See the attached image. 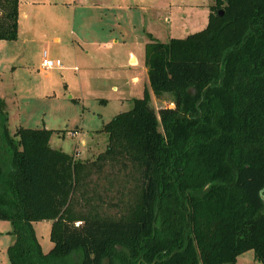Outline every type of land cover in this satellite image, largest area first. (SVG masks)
I'll use <instances>...</instances> for the list:
<instances>
[{"label": "trees", "instance_id": "trees-1", "mask_svg": "<svg viewBox=\"0 0 264 264\" xmlns=\"http://www.w3.org/2000/svg\"><path fill=\"white\" fill-rule=\"evenodd\" d=\"M209 1L203 30L144 47L149 88L174 107L156 113L144 89L92 160L53 149L47 129L11 134L0 98L10 264H236L247 250L264 264V0ZM17 21L18 0H0V41Z\"/></svg>", "mask_w": 264, "mask_h": 264}, {"label": "rangeland", "instance_id": "rangeland-1", "mask_svg": "<svg viewBox=\"0 0 264 264\" xmlns=\"http://www.w3.org/2000/svg\"><path fill=\"white\" fill-rule=\"evenodd\" d=\"M86 1L90 4L95 0ZM128 1L131 2L128 4L129 11L115 13L121 31L125 33L126 44L123 47H108L110 41L103 38L97 46L88 47V56L79 50V57L75 59L70 54L65 56L63 51H58L60 45L52 42L53 37L71 41L70 31L76 38L81 36L91 39L97 35L107 37L109 26L113 23L112 15L109 14L107 19L105 17L101 24L98 23L100 17H96L97 14L84 8L77 9L75 14L73 8H58L54 15L40 5L29 15L27 13V19L21 20V25L33 26L26 34L31 33L28 37L34 35L36 41H25L21 37L15 43L10 62L5 54L0 55V96L6 97L5 101L9 103L8 116L11 117L7 127L11 134L19 127L51 129L52 140L56 141V145L52 146H60L56 150L69 155L73 154L74 149L79 154L83 152L81 141L88 139L94 150L85 160L94 159L107 144V135L101 132L103 125L117 114L131 110L132 101L142 97L144 83H148L146 74L138 72L144 66L145 32H151L161 43H166L171 36L184 38L206 26L207 6L210 4L209 0ZM142 7L146 8L145 12ZM58 14L64 19L61 27L53 24ZM140 19L143 20L141 24ZM113 31L117 33L120 28ZM43 51L49 59L59 60L62 68L59 69L60 65L51 70H42L40 62ZM130 53L140 63L136 69L127 66ZM145 85L150 93V105L156 113L161 108L174 107L171 95L156 97L149 85ZM76 129L78 137L73 135ZM61 133H64V137L57 138ZM6 159L5 170L8 171L9 159ZM45 226L50 227L48 220L34 222L37 239L46 250L52 242ZM8 230H11L9 221L0 220V264H10L6 253L11 243ZM79 261L80 256L73 255L64 264H79ZM236 264L260 263L254 258L253 251L247 250L238 256Z\"/></svg>", "mask_w": 264, "mask_h": 264}, {"label": "crops", "instance_id": "crops-1", "mask_svg": "<svg viewBox=\"0 0 264 264\" xmlns=\"http://www.w3.org/2000/svg\"><path fill=\"white\" fill-rule=\"evenodd\" d=\"M39 3H41V4H39ZM129 3H131V2H129L128 0H95L93 3H90V4H88V2L86 0H47V1L44 0V2L42 0L37 1V2L35 0H18V21H17L18 33H17V39L15 41H0V55H1V53L5 54V58L7 59V61L10 62V61H12L11 59L14 55L15 43L18 42L21 37H23L25 41L35 39L34 35H33V37H28L31 33L26 34L28 31H30L33 28V26H31L30 24L26 25V26H22L21 20L25 21V19H27L26 18L27 13L29 15L30 13H32L33 9L39 7L40 5H41V8H43L45 11L50 12L52 14H54L55 11L58 10V8H65L67 10H70L71 8H73L74 14H75L77 9L84 8V10H90L93 14L94 13L97 14L96 17H100V19L98 20V23H101V24H103L104 18L106 17V19H107V16L109 14L113 16V23L111 24V27L109 26L108 30L110 33L108 34L107 37H102L100 35H97V36H93L91 39L80 38L81 36L80 37L77 36V38H76L74 36V34L72 33V31H70V33H69L71 38H72L71 41H61L58 36H54L52 42L55 43L56 45H60L58 51H63L65 56L67 54H70L74 57V59L78 58L79 54H80L79 50L84 51V55L88 56V53H89L88 47L97 46L99 44V41L104 40L103 38H108L106 41H110V44H108V47H111V45H120L121 47H123V45L126 44L125 33L121 31L122 27H120L119 18L117 17V15L115 13H119V12L125 13V12L129 11L130 10V9H128ZM210 5H211V2L207 7H209ZM145 10H146V8L142 7V11L145 12ZM208 14H209V8H208V13H207V21H208ZM54 15H56V14H54ZM58 15L59 16L54 18L53 24L57 25L58 27H61L64 25V19L60 14H58ZM142 21L143 20L140 19V24L142 23ZM206 25H207V23H206ZM102 28L103 27L101 26L100 30H102ZM117 28H120V31L115 33V31H113V30H115ZM203 29H201V30H203ZM201 30H199V31H201ZM199 31H196V32H199ZM148 35L151 36L152 39L157 41V38L151 32L146 31L145 37H144L145 41H143L144 47L147 43L150 42ZM40 37L43 38L45 36H40ZM170 39H177V38H173L171 36L169 38V40ZM34 41H36V39ZM43 52H45V51H43ZM46 55H47V53H46ZM41 61H42V57H41ZM52 61L57 63V67H59L61 65L59 67V69L62 68V64L60 63L59 60H52ZM143 64H144V61H143ZM127 66L131 69H136L137 67L140 66V63H138L136 57L131 53L129 54V58L127 59ZM57 67H55V68H57ZM44 71H46V70H44ZM138 72L142 75L146 74V76H147V69H146L145 65L142 68H139ZM147 80H148V76H147ZM136 81H137V79L135 78L134 82H136ZM145 84H148V83H144V89H146ZM114 89L115 88H113V90ZM0 98L3 99L4 101L6 100V97H4V96H0ZM5 103L7 106V112L10 115L9 110H8L9 109V103L6 101H5ZM10 117L11 116H8V121H9ZM7 125H8V123H7ZM47 130H51V129H47ZM73 135H75L77 137L79 136L78 129H76L73 132ZM59 136H61V138H63L64 133H61V135H58L57 138H59ZM52 137H53V135H51V137H50L49 144L53 149H58L60 146H52L53 144L56 145V141H53ZM81 144H82L83 152H80V154H79V152L74 149L73 150L74 155L72 154L70 156H73L74 158H77V159L85 160L87 156H91L94 149L91 148V146H90L91 141H89L88 139L82 140ZM82 155H84V156H82ZM81 157H83V158H81ZM42 221H44V220H42ZM48 221L50 223V227H48V226H45V227H47L49 232H50L51 221L50 220H48ZM33 227H34V222H33ZM34 230H35V228H34ZM7 232H10V230H8ZM13 241H14V237H13V235L10 234V242H11L10 244H12ZM49 246L50 245L48 244L46 250L43 249L41 246L43 252H47L52 247V245L50 247Z\"/></svg>", "mask_w": 264, "mask_h": 264}, {"label": "built area", "instance_id": "built-area-1", "mask_svg": "<svg viewBox=\"0 0 264 264\" xmlns=\"http://www.w3.org/2000/svg\"><path fill=\"white\" fill-rule=\"evenodd\" d=\"M40 67H41V69H43V70H51V69L57 67V63L54 62V61H52V60H50V59L47 57L46 53L43 52V54H42V61H41V63H40ZM79 223H80L79 221H75V222H74V225H75V226H79Z\"/></svg>", "mask_w": 264, "mask_h": 264}]
</instances>
